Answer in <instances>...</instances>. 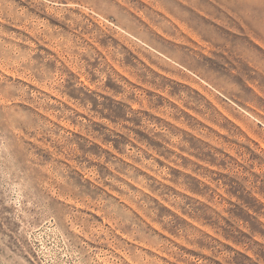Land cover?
<instances>
[{"label": "rangeland", "instance_id": "obj_1", "mask_svg": "<svg viewBox=\"0 0 264 264\" xmlns=\"http://www.w3.org/2000/svg\"><path fill=\"white\" fill-rule=\"evenodd\" d=\"M0 264H264V0H0Z\"/></svg>", "mask_w": 264, "mask_h": 264}]
</instances>
